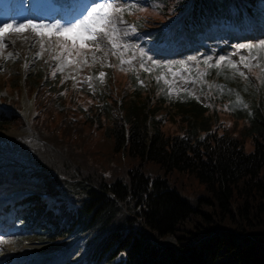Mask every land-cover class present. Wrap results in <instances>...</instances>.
<instances>
[{
  "label": "trees",
  "instance_id": "1",
  "mask_svg": "<svg viewBox=\"0 0 264 264\" xmlns=\"http://www.w3.org/2000/svg\"><path fill=\"white\" fill-rule=\"evenodd\" d=\"M188 1L166 0L162 11L151 13L163 18L169 7L167 14L176 16L172 7ZM197 1L203 13L210 3H230ZM259 1L245 0L253 12ZM67 67L45 68L39 58L27 80L30 126L43 143L30 153L31 175L50 194L19 204L24 226L36 222L28 239L86 234L89 247L78 264H264V102L258 107L251 81L233 79V101L242 106L236 117L245 120L238 138L227 129L217 132L218 115L196 99L173 101L159 88L149 93L125 72L119 115L114 92L101 90L95 98L76 87ZM224 72L214 69L210 77L223 81ZM1 86L12 110H0V131L25 128L18 79L4 78ZM246 135L255 142L251 153ZM100 138L113 146L98 148ZM186 179L198 181L208 194L199 199L211 207L182 197L177 183L184 187ZM171 236L177 247L159 244Z\"/></svg>",
  "mask_w": 264,
  "mask_h": 264
},
{
  "label": "rangeland",
  "instance_id": "2",
  "mask_svg": "<svg viewBox=\"0 0 264 264\" xmlns=\"http://www.w3.org/2000/svg\"><path fill=\"white\" fill-rule=\"evenodd\" d=\"M141 1L151 6L156 5V0ZM134 4H136V2L120 5L123 8L130 9ZM157 4H162V0L158 1ZM258 5L260 7L259 10H264V0H260ZM145 9H147V7H145ZM245 13L247 14L246 10ZM120 15V17L123 18V20L122 18L121 20L125 23V32H131L135 36L140 37L145 42L144 48L143 46L138 47V42L128 43L122 41L116 42L126 45V47L115 50H105L101 47V49L97 51L94 47L90 46L89 49H84L80 54L91 63L92 71L96 69L95 67L97 66L101 68V72L106 74V71L111 70L114 64H118L119 69H130L134 77L135 75L140 76L145 69H150V71L155 70L157 74L159 73L157 75L158 79H160L159 85H166L169 92L174 96L180 95L182 91H188V93L185 94L187 98L190 99L195 97L198 102L207 105V101L204 97V94H206L210 101L209 104H211L208 114H218L217 121L219 124H222L219 125L217 132L221 134L224 129H227L233 136L238 138L243 137L240 129L244 126L245 120L243 118H237L232 113L233 105L231 104V109V106H228L227 102H223L221 99L217 98L212 90H207L204 94H200V90H205V85L204 79L202 78L203 76L200 75L197 65L201 61H214V58H220L222 55L229 56L233 62H235L234 58H236L239 64L241 56H249V53L242 47L243 43L251 40L261 41L264 39V13H255V17H260L259 19L250 17L247 14V23L243 21L246 25L248 24L249 30L247 32L240 30L236 23V18L230 20L229 23L225 25H221L220 28L216 27L215 29L209 30L204 37V42L200 44L190 42L187 46L181 48H170L171 46L164 44V42L171 40L172 30L169 26L164 27L158 23H154L153 26H144V24H141V26H134L129 23V11ZM186 36L188 37V35ZM9 41L14 43L0 50V96L10 95L9 92L1 86V82L4 78H16L17 76L20 78L24 72L28 79L33 73L32 66L37 59L42 58L43 63H45V68H50L53 64L60 63L67 54V52H64L60 47L61 44L65 43L61 37H41L32 29L20 32L10 31L5 42L7 43ZM147 42L153 44V50H155V52H168L176 57L171 60H163L158 58L157 54L152 53V49L146 50L145 52V49H147ZM204 44L211 45L213 51L206 52L205 49H203ZM193 46H198V51L189 52V49ZM113 51L117 54L112 55ZM259 51L262 50L256 48L255 52H253L254 55ZM9 53L15 54L16 58H8ZM38 53H42V56L37 55ZM105 53H107V55H105ZM58 55L60 56L59 60L55 59ZM73 59H76V50L72 51L71 60L73 61ZM121 59L130 60L131 63L121 64ZM260 59L261 57L258 61V58H256L252 60V62L257 66L259 64L263 66V62H261ZM138 61H140V63H138ZM25 65H27V67H25ZM141 65H143V67H141ZM240 67L245 69L242 64H240ZM79 70L81 71L80 68ZM122 71L123 70H121V72ZM251 72L255 82L263 86L264 73L261 71L260 67H251ZM152 75L151 73V78ZM89 77L91 76H88V78ZM104 77L101 78L103 86L106 90H109L110 85L104 81ZM119 79L121 78L119 77ZM190 82L194 84L192 85V89H187L183 86L184 83ZM87 83L91 87H94V83L91 79H88ZM219 87V91L222 94L229 91V88L223 87L221 84ZM223 88H225V91ZM119 91L125 92L126 90L125 88H120ZM259 91L261 93L262 89ZM258 102H263V99L261 97L259 98L257 94V105ZM29 103L30 102L25 98V112L23 113L25 117L29 110ZM234 106L235 112H237L236 109H239L240 106L238 104H234ZM216 126L217 125H215V127ZM152 130L151 126L150 131ZM10 138H14L18 141L10 140ZM244 139L245 152H253L255 149L254 139L250 135L244 136ZM42 146V141H40L29 126L22 129L10 127L7 131H0V197L15 198L16 193L44 192L40 180L31 175L34 164L29 151V149ZM111 146H113V143L109 139L100 138L98 140V148L105 149ZM197 182L196 179L194 181L186 179V185L184 187L183 184L177 183L180 187L182 197L193 206L204 205L211 207L207 202L200 201L199 198L208 197V194L207 192L201 191V187ZM208 209L205 210L208 211ZM3 221L4 220H2V222ZM32 227L33 226L24 229L18 222L12 221L8 225V231H0V253H2L3 250H10L12 252L20 250L27 252L26 264H30L37 260L41 261L45 259V257H54V259L58 261L57 264H77L87 253L89 245L86 234L77 233L71 239H64L56 242L34 243L28 240L23 241V236H25L27 232H31L30 230H32ZM169 239H173L174 243L166 244L171 247H177L178 241L174 236L168 237L162 242H167ZM42 249L47 250L42 251Z\"/></svg>",
  "mask_w": 264,
  "mask_h": 264
},
{
  "label": "snow or ice",
  "instance_id": "3",
  "mask_svg": "<svg viewBox=\"0 0 264 264\" xmlns=\"http://www.w3.org/2000/svg\"><path fill=\"white\" fill-rule=\"evenodd\" d=\"M128 9L120 7L115 0H103V2L98 3L86 11V14L82 15V18L77 22L70 24L67 27L58 24H43V23H34L28 21L24 24H13V23H4L0 25V50L9 46V44L14 43L12 41L5 42L6 37L9 35L10 31H27L32 29L37 33L38 36L44 37L47 36L51 38L52 36L61 37L65 43L61 44L60 47L64 52L68 53L66 59L71 63L72 51L76 50L79 54L84 49H89L90 46L94 47L97 51L101 49V44L107 41V44L111 45L112 49L125 48L126 45L119 44L116 41L119 38V29L117 27L120 22V14L127 12ZM43 47V46H42ZM243 48L252 50V49H261L264 50V42H261L259 45H242ZM62 54V53H61ZM115 51L112 52V55H116ZM41 55L42 53H38ZM107 55V53H105ZM8 58H16L15 54L9 53ZM55 59L59 60L60 56H56ZM226 58H221L220 64L225 61ZM256 59L255 56H241L240 64L244 68L250 69L255 66L252 64V60ZM95 62V57H94ZM121 64L131 63L130 60L121 59ZM86 63V61H85ZM204 63H208L205 61ZM229 65L237 69L239 66L228 60ZM220 64H217L216 67H219ZM111 66V65H110ZM27 67V65H25ZM143 67V65H141ZM121 70H124L123 68ZM149 69H145L148 71ZM55 76V72H53ZM241 77L247 78L244 72H239ZM105 73L101 72L99 74L100 78H103ZM88 79H91L89 77ZM246 107V105H245Z\"/></svg>",
  "mask_w": 264,
  "mask_h": 264
},
{
  "label": "bare ground",
  "instance_id": "4",
  "mask_svg": "<svg viewBox=\"0 0 264 264\" xmlns=\"http://www.w3.org/2000/svg\"><path fill=\"white\" fill-rule=\"evenodd\" d=\"M103 2V0H94V1H89V2H84V4H81L82 6V10L80 12V14H78L77 16L71 15L69 18L71 20H74L75 22H77L80 18H82L83 14H86L87 10H90V8L98 3ZM115 3H117L118 5L122 4L121 0H115ZM118 29H119V38L117 41H123V40H128L126 39L123 35L125 34V26H124V22L120 19V22L117 25ZM108 49H111V45L108 44ZM23 185V184H22ZM11 242V241H10ZM14 242V241H12ZM167 243H174L173 239H169L167 241ZM1 245V244H0ZM50 248V247H48ZM47 248V249H48ZM47 249H42V251H45ZM26 253L24 251H10V250H3V252L0 254V260L2 261V264H26ZM57 260L54 259V257H45V259L39 261H33L30 264H57Z\"/></svg>",
  "mask_w": 264,
  "mask_h": 264
},
{
  "label": "water",
  "instance_id": "5",
  "mask_svg": "<svg viewBox=\"0 0 264 264\" xmlns=\"http://www.w3.org/2000/svg\"><path fill=\"white\" fill-rule=\"evenodd\" d=\"M166 242H164V244H165Z\"/></svg>",
  "mask_w": 264,
  "mask_h": 264
}]
</instances>
